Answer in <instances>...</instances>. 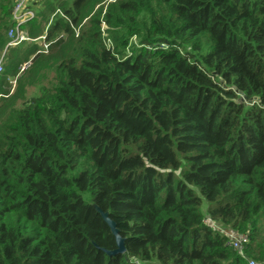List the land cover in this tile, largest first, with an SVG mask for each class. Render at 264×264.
Listing matches in <instances>:
<instances>
[{"label": "trees", "instance_id": "obj_1", "mask_svg": "<svg viewBox=\"0 0 264 264\" xmlns=\"http://www.w3.org/2000/svg\"><path fill=\"white\" fill-rule=\"evenodd\" d=\"M100 1L41 0L46 41L68 36L55 83L0 103V264H247L205 217L264 261V0H113L74 38ZM14 2L0 0V94ZM92 204L123 254L101 251L115 242Z\"/></svg>", "mask_w": 264, "mask_h": 264}, {"label": "rangeland", "instance_id": "obj_2", "mask_svg": "<svg viewBox=\"0 0 264 264\" xmlns=\"http://www.w3.org/2000/svg\"><path fill=\"white\" fill-rule=\"evenodd\" d=\"M110 1L111 0H108L106 2V0H101L94 5L90 14L85 16L75 26L78 27L79 34L82 32L90 33V31L93 29L91 25V19L103 21L106 7H108L106 5ZM66 2L69 3L70 0H66ZM34 9L36 11V17L30 24L22 27L25 35L29 37V39L22 41L17 46L8 47L6 50L7 52H5V56L3 55V57H5L3 61V73L6 71V68L10 71V69L15 67V70L14 72H10L6 75L5 89H8V93L0 94V103H11L13 107H19L23 101L30 97L37 96L42 89L49 88L55 83V69L60 62V58H56L55 56L59 54V50H62V43L66 42L68 39L66 33L59 30L50 40H47L50 44H53L56 41L57 43L51 48L48 46L47 52H42L41 48H43V41L39 37L46 35L48 30L51 28L53 23L51 22V15L56 8L54 10L48 11L42 7L41 0H37V4ZM101 26L104 28L105 35L112 38L116 44L120 38V35L117 33V28H110L105 24V22L103 25L100 22V27ZM74 38L78 37L74 35ZM136 39L137 38L132 37L128 41L127 45L129 50L133 43L137 41ZM37 55L44 59V63L36 65ZM21 66H24L22 71L20 70ZM83 197L86 201H90L88 193H84ZM202 204L203 205L201 209L205 210L206 203L203 202ZM204 214H206V212ZM245 255L248 258H253L252 256H247L246 253Z\"/></svg>", "mask_w": 264, "mask_h": 264}, {"label": "built area", "instance_id": "obj_3", "mask_svg": "<svg viewBox=\"0 0 264 264\" xmlns=\"http://www.w3.org/2000/svg\"><path fill=\"white\" fill-rule=\"evenodd\" d=\"M113 1V0H111ZM33 2V0H15L12 11H11V21L13 25L9 27L6 31L7 36V47H14L19 45L22 41L28 40L29 37H27L23 31V26L29 22L31 19L34 18V11L30 8V4ZM58 11V10H57ZM60 13V12H58ZM103 25L104 22H101ZM75 36L78 35V28H73ZM101 38L103 45L107 50H109L111 53H114V44L111 40V38L107 35H105L104 28L101 26ZM40 39H42V47L43 51L46 52L47 48L49 46V42L46 41L45 35L40 36ZM147 49H150V47H146ZM129 47L126 46V55H130ZM1 61H0V71H1ZM24 69V66L20 67V70L22 71ZM204 223L209 224L214 230L219 232L221 235H223L228 245L241 257L243 258L247 264H264V261L257 262L253 258H248L245 255V249L246 245L249 241V234L248 232H240L233 229H230L228 227H225L223 225H220L216 222H214L210 217H205Z\"/></svg>", "mask_w": 264, "mask_h": 264}, {"label": "water", "instance_id": "obj_4", "mask_svg": "<svg viewBox=\"0 0 264 264\" xmlns=\"http://www.w3.org/2000/svg\"><path fill=\"white\" fill-rule=\"evenodd\" d=\"M239 100L244 101V96L239 93ZM251 100H249L250 102ZM95 208L96 212L100 215L103 222L108 227L111 235L114 238L115 242V248L113 250H107L104 248H101V251L104 252L108 256L116 255V254H123L125 252V246H124V239L120 236L118 229L116 227V223L109 217L108 212L101 210L98 206L92 204Z\"/></svg>", "mask_w": 264, "mask_h": 264}]
</instances>
